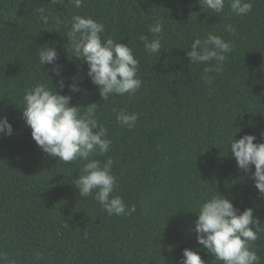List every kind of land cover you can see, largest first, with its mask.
<instances>
[{"label":"trees","instance_id":"trees-1","mask_svg":"<svg viewBox=\"0 0 264 264\" xmlns=\"http://www.w3.org/2000/svg\"><path fill=\"white\" fill-rule=\"evenodd\" d=\"M247 2L251 12L240 16L227 4L217 14L199 0H84L80 8L70 0H0V118L13 130L0 136V256H7L0 264H179L186 248L207 264H222L194 233L200 205L216 191L264 221L254 166L239 170L229 146L233 135L264 143V0ZM76 15L103 23L102 39L132 48L142 80L137 92L102 100L66 37ZM154 18L164 23L160 55L147 53L139 39L152 38ZM228 24L234 31L225 30ZM209 34L232 45L221 70L209 73L211 86L201 77L215 62L192 64L186 55L196 38ZM45 44L58 52L60 77L53 65L38 67ZM48 77L57 91L63 79L60 94L72 97L70 106L84 112L98 105L96 119L112 145L92 158H112L114 195L135 206L131 215L109 216L92 196L81 198L74 180L86 161L59 162L32 139L22 119L25 89L50 86ZM73 83L80 91L69 90ZM120 109L138 113L133 129L117 122ZM253 247L264 264V232Z\"/></svg>","mask_w":264,"mask_h":264},{"label":"clouds","instance_id":"clouds-1","mask_svg":"<svg viewBox=\"0 0 264 264\" xmlns=\"http://www.w3.org/2000/svg\"><path fill=\"white\" fill-rule=\"evenodd\" d=\"M52 2L62 3L63 0ZM70 2L80 8L84 0ZM199 4L217 14L224 12L226 4L233 13L240 16L252 10V3L247 0H199ZM39 11L41 20L47 23L46 9L41 8ZM56 23L59 25L61 21L57 18ZM163 29V20L154 18L148 29L152 38L144 35L139 37L147 53L160 55ZM225 30L232 32L234 28L228 24ZM104 31L103 23L91 17L76 15L72 18L66 37L71 44L73 58L88 65L87 76L98 87L99 95L105 102L112 95L134 94L141 88L142 80L137 75L139 61L134 57L132 48L110 37L102 39ZM231 50L230 41L209 34L203 40L196 38L186 55L192 64L215 62L213 66L204 68L201 77L206 85L211 86L214 77L209 73L221 70ZM58 59L55 46L45 44L38 48V67L41 69L42 65H53L52 74L56 77L61 75L60 65L56 63ZM47 80L50 86L37 83L25 89L22 119L31 129L32 139L43 153L59 162L70 164L73 161H86L80 175L74 180L81 198L92 196L109 216L131 215L136 211L135 206H126L119 195H114L118 180L112 174V158L108 157L103 163L92 158L105 155L112 145L108 129L96 119L98 105L93 103L81 112L82 107L70 106L71 96L60 94L64 88L63 79L58 80L59 91L52 86L51 77ZM69 90L73 93L80 91L77 83L69 85ZM138 118V113H130L126 109L118 110L116 115L117 122L129 130L135 127ZM12 131L7 117L0 118V136H11ZM238 131L240 129H236ZM233 136L229 144L232 157L242 172H248L254 166L251 179L259 193L258 199L264 198V143H254L257 139L254 135H244L238 140L233 139ZM261 137L264 138V133H261ZM196 216V241L207 249L213 261L222 264H260L253 246L259 233L264 232V221L254 217L253 208L240 212L234 207L232 199L216 191L200 205ZM0 258L6 260L7 256ZM179 264L207 262L198 252L186 248Z\"/></svg>","mask_w":264,"mask_h":264}]
</instances>
